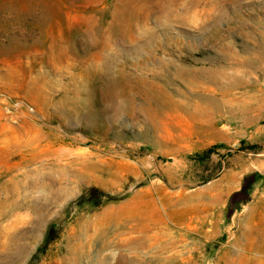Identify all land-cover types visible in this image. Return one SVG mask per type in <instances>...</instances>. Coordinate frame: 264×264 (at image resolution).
<instances>
[{"label": "rangeland", "instance_id": "rangeland-1", "mask_svg": "<svg viewBox=\"0 0 264 264\" xmlns=\"http://www.w3.org/2000/svg\"><path fill=\"white\" fill-rule=\"evenodd\" d=\"M0 264H264V0H0Z\"/></svg>", "mask_w": 264, "mask_h": 264}, {"label": "bare ground", "instance_id": "bare-ground-1", "mask_svg": "<svg viewBox=\"0 0 264 264\" xmlns=\"http://www.w3.org/2000/svg\"><path fill=\"white\" fill-rule=\"evenodd\" d=\"M104 96L107 98V99H113V98H115L117 95H116V93H114V91L113 90H108V91H104ZM117 104V103H116ZM154 214H155V216H156V218L158 219V222H160V221H162L163 220V218H162V216H161V211H160V209H157V208H154ZM153 221V220H152ZM135 224V223H134Z\"/></svg>", "mask_w": 264, "mask_h": 264}, {"label": "trees", "instance_id": "trees-1", "mask_svg": "<svg viewBox=\"0 0 264 264\" xmlns=\"http://www.w3.org/2000/svg\"><path fill=\"white\" fill-rule=\"evenodd\" d=\"M90 193V192H89ZM85 194H83L82 196H84Z\"/></svg>", "mask_w": 264, "mask_h": 264}]
</instances>
